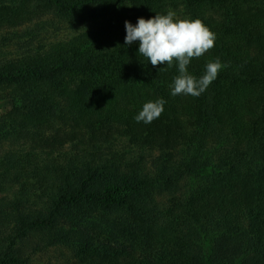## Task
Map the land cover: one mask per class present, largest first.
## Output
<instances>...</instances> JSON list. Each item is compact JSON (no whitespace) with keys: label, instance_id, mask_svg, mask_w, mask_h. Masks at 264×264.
Returning a JSON list of instances; mask_svg holds the SVG:
<instances>
[{"label":"trees","instance_id":"trees-1","mask_svg":"<svg viewBox=\"0 0 264 264\" xmlns=\"http://www.w3.org/2000/svg\"><path fill=\"white\" fill-rule=\"evenodd\" d=\"M35 1L95 28L0 60V142L26 141L0 153V264H264V0ZM179 4L216 37L189 73L226 65L198 97L124 44L127 10Z\"/></svg>","mask_w":264,"mask_h":264},{"label":"clouds","instance_id":"clouds-1","mask_svg":"<svg viewBox=\"0 0 264 264\" xmlns=\"http://www.w3.org/2000/svg\"><path fill=\"white\" fill-rule=\"evenodd\" d=\"M125 29L124 44L138 41L139 55L153 67L165 64L177 66L178 75L170 85L172 96H200L226 66L216 59L206 63L205 72L199 78L189 73L190 62L215 46V34L200 19L177 18L175 12L169 11L149 19L139 17L135 25L126 20ZM165 103L164 99L145 102L134 120L137 123H152L163 113Z\"/></svg>","mask_w":264,"mask_h":264},{"label":"rangeland","instance_id":"rangeland-1","mask_svg":"<svg viewBox=\"0 0 264 264\" xmlns=\"http://www.w3.org/2000/svg\"><path fill=\"white\" fill-rule=\"evenodd\" d=\"M35 2V0L31 3H27V0H0V60L16 59L25 52L38 49L46 43L70 40L95 28L93 27L95 23L92 21H86L87 23L82 21L89 18V12L72 20L65 18L58 10L40 6ZM21 7L25 8V12L21 14L23 16L20 19H16L15 15ZM169 11L175 12L177 18H189L182 4L169 5L167 12ZM138 18L134 9L127 10L125 21L135 25ZM7 109V103L0 102V117ZM25 142L22 139L16 143L0 142V153L9 149H24ZM33 258L37 264H67L75 260L71 251L58 248L40 251Z\"/></svg>","mask_w":264,"mask_h":264}]
</instances>
